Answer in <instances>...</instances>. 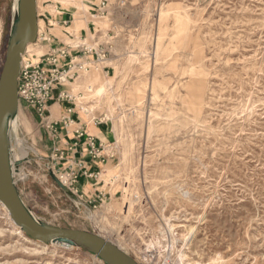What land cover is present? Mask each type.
Wrapping results in <instances>:
<instances>
[{
  "label": "rangeland",
  "instance_id": "obj_1",
  "mask_svg": "<svg viewBox=\"0 0 264 264\" xmlns=\"http://www.w3.org/2000/svg\"><path fill=\"white\" fill-rule=\"evenodd\" d=\"M63 1L89 6L97 41L111 44L95 97V69L71 87L112 122L114 156L99 175L103 201L76 206L49 175V133L22 105L11 139L26 203L45 222L105 235L139 264H264V0ZM15 4L0 0V73ZM1 204L0 264H107L29 242Z\"/></svg>",
  "mask_w": 264,
  "mask_h": 264
},
{
  "label": "built area",
  "instance_id": "obj_2",
  "mask_svg": "<svg viewBox=\"0 0 264 264\" xmlns=\"http://www.w3.org/2000/svg\"><path fill=\"white\" fill-rule=\"evenodd\" d=\"M106 8L105 2L99 6V12L104 14ZM61 14L58 10L51 11L48 8L37 6L38 15V36L36 42L48 46L47 50L40 55L38 61H34L31 52H25L22 56L20 73L18 77V95L20 107L25 105L39 119L42 128L49 133V136H56L57 125L62 122L65 126L74 124V119L70 115L62 116L61 119H52L50 107L53 102H59L65 106L68 113H78L82 108L78 105L79 100L83 97L81 92H74L71 82L93 69L99 67L100 64L108 59L111 52L110 42L99 43L97 36L100 30L93 32V44L87 42L86 36L83 34L76 36L75 34L65 30L70 40L79 39L78 42H58V38L53 34L52 23L53 14ZM39 19L43 20L44 26L40 28ZM65 26L70 24L69 20H62ZM110 36L109 34H107ZM64 60L66 62H64ZM63 61V62H62ZM107 75L109 74V66L102 67ZM81 113V112H80ZM76 119V118H75ZM88 119L101 123L109 121L105 117H94L93 110L88 113ZM77 120V119H76ZM79 137L86 136L87 154L95 160L104 161L105 157L114 156L113 143L97 142V139L87 134L84 130H76ZM66 159V153L59 147L55 148V155L52 158L53 164L57 160ZM54 164L53 170L58 178L73 192H75L80 200L79 206H92L97 208L96 202H102L105 198L104 193L99 191L94 198H84L79 193L77 184L79 179V170L84 168L83 162L78 159L69 161L66 168L59 171ZM87 174V171L85 170Z\"/></svg>",
  "mask_w": 264,
  "mask_h": 264
},
{
  "label": "water",
  "instance_id": "obj_3",
  "mask_svg": "<svg viewBox=\"0 0 264 264\" xmlns=\"http://www.w3.org/2000/svg\"><path fill=\"white\" fill-rule=\"evenodd\" d=\"M13 18L8 35L6 58L0 73V201L8 209L13 221L30 238L44 243H66L88 251L107 264H139L112 240L99 233L81 229L60 227L45 222L36 215L23 199L14 170L20 160L14 161L11 131L20 104L18 77L22 56L29 43L38 36L37 0H15ZM49 175L76 206L79 196L67 187L48 165Z\"/></svg>",
  "mask_w": 264,
  "mask_h": 264
},
{
  "label": "crops",
  "instance_id": "obj_4",
  "mask_svg": "<svg viewBox=\"0 0 264 264\" xmlns=\"http://www.w3.org/2000/svg\"><path fill=\"white\" fill-rule=\"evenodd\" d=\"M54 4H52V11H55L56 3H60L61 7L58 11L61 14H53L52 16V23L57 25L52 27V30H59L61 27L62 31H65L63 25L61 23L62 20H69L70 24L74 22V27H67L66 30L69 32H76L77 34H83L86 36L87 39V31L90 32L94 30L95 24H91L90 19L91 11L89 10L86 5V9L83 8L80 4L72 3L71 2H64L63 0H52ZM38 8H40V0H37ZM98 24H104L103 21H98ZM68 25V26H69ZM39 26L40 28L44 26L43 20L39 19ZM58 32L53 34L58 38V42H65L62 38L57 35ZM92 33V32H91ZM93 38V37H92ZM93 40V39H92ZM36 46H41L40 43L36 44ZM48 48V46H47ZM35 52L37 53L36 56H33L34 59H40V49H36ZM63 62V61H62ZM64 62H66L64 60ZM92 77L87 84L88 91L94 95V92L102 85L106 84L108 80L107 74L104 72L103 68L101 67L100 70H95L92 72ZM103 74V76H102ZM94 81V82H93ZM75 82H71L70 85L74 84ZM96 85V89H95ZM108 86V84H107ZM73 91H75V87H73ZM98 97V96H96ZM78 105L82 108V110L78 113H68L65 109L66 105H63L59 102H53L50 107L51 118L52 119H61L62 116L70 115L74 119V124H70L65 126L62 122H59L57 125V134L56 136H49L47 139V144L45 148L51 153V158L55 155V148L59 147L60 149L64 150L66 153V161L65 159L57 160L56 167L66 168L69 164V161L73 159H78L83 162L84 168L79 170V179H78V190L80 194H83L84 198H94L99 191L106 193L104 190V184H102V180H99V175L104 170L113 157H105L104 161L102 160H95L92 159L87 154V145H86V136L79 137L76 130H84L87 134L94 136L97 139V142H104V143H112L115 138L114 131H113V124L109 121H103L101 123H97L96 121H92L88 119V113L90 112V107L85 105V102H78ZM20 113V110H19ZM31 113L34 114V111L31 110ZM59 114V117L57 115ZM77 120H76V119ZM26 150H24V154ZM53 161V160H52ZM87 171V174L85 173Z\"/></svg>",
  "mask_w": 264,
  "mask_h": 264
},
{
  "label": "bare ground",
  "instance_id": "obj_5",
  "mask_svg": "<svg viewBox=\"0 0 264 264\" xmlns=\"http://www.w3.org/2000/svg\"><path fill=\"white\" fill-rule=\"evenodd\" d=\"M37 6H38V3H37ZM55 26H57V25H55ZM68 26H65V27H63L65 30H66V28H67ZM61 28V27H60ZM64 33H65V31H64ZM66 34V33H65ZM76 35V34H75ZM70 40V39H69ZM39 42H33V43H29L28 44V46H27V52H30L31 51V49H32V47H34L36 44H38ZM34 61H38V60H36V59H34ZM95 70H100V67H97ZM83 100V97H82V99H80L79 100V102H84V101H82ZM18 118H19V113H18V116H17V118H16V120L13 122V124H12V126L14 127L15 125H16V123H17V121H18ZM18 136V135H17ZM16 137V136H15ZM17 138V137H16ZM20 156V155H19ZM19 156H17V154L16 155H14L13 154V158H14V161H16V160H19ZM55 172V171H54ZM14 173L15 174H17V171H16V169L14 170ZM128 201V200H127ZM134 201H135V199L134 198H130L129 199V212H130V209L132 208V205H133V203H134ZM2 206H3V209H4V211H5V216L7 217V219L9 220V222H10V224L13 226V228H14V230L17 232V234H19L20 236H22L23 238H25L26 240H28L29 242H32V243H34V244H36L37 246H39V247H44V248H46V247H48V245H50V246H53L54 248H56L57 246H62V247H65V248H72V247H74V246H72V245H68V244H66V243H59V242H52V243H44V242H41V241H38V240H34V239H32V238H30V237H28L22 230H21V228H20V226H18L14 221H13V219L11 218V216H10V213H9V211H8V209L5 207V205L2 203L1 204ZM2 209V208H1ZM125 209V208H124ZM3 211V210H2ZM127 214V213H126ZM96 222V221H95ZM96 224H97V222H96ZM100 224V223H99ZM102 236H104L105 237V235H102ZM106 238H108V237H106ZM109 239V238H108ZM111 240V239H110ZM114 242V241H113ZM157 242V240H154V238L148 243V248L151 246V245H155V243ZM116 243V242H115ZM117 244V243H116ZM120 246V245H119ZM122 246V245H121ZM120 246V248H122L123 249V247H121ZM29 248V247H28ZM100 259V258H99ZM101 260V259H100ZM102 261V260H101Z\"/></svg>",
  "mask_w": 264,
  "mask_h": 264
}]
</instances>
